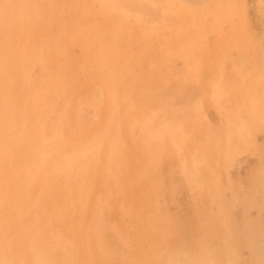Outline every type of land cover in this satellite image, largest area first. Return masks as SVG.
Returning <instances> with one entry per match:
<instances>
[{
  "label": "rangeland",
  "instance_id": "rangeland-1",
  "mask_svg": "<svg viewBox=\"0 0 264 264\" xmlns=\"http://www.w3.org/2000/svg\"><path fill=\"white\" fill-rule=\"evenodd\" d=\"M79 1L82 17L89 16L90 21L83 23L82 19L81 24L72 26L55 25L57 36L44 45L48 59L38 63L30 75V84H35L42 93L41 103L30 116L36 125L45 124L50 134L57 110L70 108L69 104L77 102L83 90L81 96L91 90L98 91L97 98L90 92V99L81 107L92 116L89 122L93 132L103 126L106 135H102L105 138L98 145L88 143L89 150L81 154L83 162L87 161L88 180L73 183L72 190H81L82 194H78L81 196L77 201L73 192L72 195L76 209L83 210V194L87 190L92 193L97 185L124 184L132 189L126 198L128 202L119 199L122 205L118 220H114L116 224L105 227L103 235L100 231L105 256L112 264H118L124 247L129 245L123 240L120 242V234L132 233L129 220L150 212L157 219L168 217V239L175 238L179 243V232L186 226L193 233L188 241L205 239L208 238L205 233L213 228V240L235 246L237 264H256L258 261L253 259L246 238L260 218L264 198V0H194L184 10L181 7L157 19L146 10L130 7L126 0L121 3L93 0L89 5L85 0ZM68 4L80 15L76 0H65L64 5ZM110 6L114 7L111 14L96 20L102 8ZM195 16H202L203 21L190 28ZM156 29L166 33L170 40L149 37V31L156 32ZM75 30L76 35L72 34ZM6 41V47H15L17 53L7 60L3 54L6 49L0 50L3 62L0 84L7 87L5 90L11 92L15 104L19 105L21 91L29 95L33 88L24 87L21 68L31 57L19 55L17 40ZM240 45L245 48V56L231 60L240 53L236 50ZM110 81L115 82L116 91L107 84ZM174 81L180 89L195 86L193 82L199 89L196 87L197 93L188 102H177L172 107L175 109L168 112L159 90ZM154 98L159 99L149 104ZM140 107L147 109L146 116L153 107L156 111L153 119L146 121L150 124L143 128L138 125V115L143 111ZM178 107L184 110L174 112ZM170 120L175 122L164 130L162 125ZM65 123L60 120L59 129ZM172 131L174 135H181L180 144L172 137ZM83 137L86 142L92 137L91 132ZM111 137L115 153L108 161L107 139ZM62 148L55 151L68 150V146ZM54 154L47 155L46 159H59ZM194 155H199L200 160L195 161ZM43 169L28 179L25 176L21 181L18 177L9 180L14 183L10 185L18 186V202L10 206V211L16 207L22 216V221L11 220L15 225L10 230L22 228L24 223L37 225L34 219L39 210L43 215L39 213L41 224L55 213L57 203L49 204V198L44 197L47 187L42 181L46 176ZM48 171V176H53ZM3 176L7 178L0 171V189L8 182L2 180ZM98 203L108 206L110 195L100 194ZM74 208L69 212L74 213ZM13 215L9 212V218ZM80 219L84 215L76 216V220ZM54 221L59 227L66 223L64 217ZM249 221L252 225L245 230ZM167 231L154 227L153 237L162 239V233ZM138 234L140 239L144 234L152 237L149 230ZM110 239L116 240L108 242Z\"/></svg>",
  "mask_w": 264,
  "mask_h": 264
},
{
  "label": "bare ground",
  "instance_id": "bare-ground-1",
  "mask_svg": "<svg viewBox=\"0 0 264 264\" xmlns=\"http://www.w3.org/2000/svg\"><path fill=\"white\" fill-rule=\"evenodd\" d=\"M92 1L85 0V4L89 5ZM110 1H119L121 3L123 0ZM126 1H128L130 7L139 8L142 11L146 10L153 15L154 19H157L170 13L172 14L181 7L184 10L194 0ZM64 4L65 0H0V50L3 47L6 49L3 54L4 59L7 58L8 60L9 56H12L13 53L16 54L17 51L15 47H6V40H17L16 43L18 45L16 46L19 48V55L24 54L27 59L31 57V61L21 67L24 72L23 85L27 90L33 87L29 95H26L24 90L23 92L21 91L22 99L19 105H17L13 100L11 92L9 94L5 90V84L4 88L0 84V171L4 172L7 176V178L3 176L2 180L8 181L6 183L4 182L6 186L0 189V264H112L110 259L103 253L104 241L100 239V231L103 235L105 227L116 224L114 220H118V212L122 205L119 199L126 203L128 202L126 198L132 193V189L126 187L124 184L122 186L121 184L117 185L113 183L106 184L105 186L97 185V187L92 189V193L89 194L87 190L83 194L85 197L84 209H76L77 198L81 196L78 194H82V192H80L81 190L77 192L75 190L73 191L72 187L74 186L72 185L73 183L78 184L81 181L85 182V180H88V172H85L87 161L83 162L84 156L82 157L81 154L89 150L87 147L88 143L98 145L101 138H105L102 135H106L103 126L102 129L93 132L94 128L90 127L91 122H89L92 120V116L86 114L84 107H81L82 104L90 99V92L93 97H98L97 90H91L85 93L84 96H81L85 91L83 90V92H80L81 94L78 98V101L81 100L80 105H78L77 101L69 104L70 108L65 107L57 110L56 119L54 120V130L50 134H48L49 130L45 124L36 125L34 120H31L30 115L38 107V104L41 103L39 100L42 97V93L37 86L36 88L34 87L35 84H30L32 82L30 75L40 65L38 63L48 59L44 51V45L48 40H54L57 36L54 30L55 25L59 26L64 24L65 26H72L77 25V23L81 24L82 19L83 23H89L90 21L88 20L89 16L82 17L81 1L76 0L77 10L79 8V14L81 16L75 13V8L73 10L70 9V4ZM112 9H114L113 6L103 7L102 12L100 11L101 13L96 20H102L101 17L107 18L111 14ZM83 12L85 14V11ZM201 18L202 16H195L190 28L197 23H202L203 20ZM242 20L244 22L246 21L245 19ZM48 23H50L49 26ZM93 24L95 25L96 22H93ZM47 26L48 28L44 30V27ZM128 27L130 29L132 28L131 25ZM76 31L72 34L76 35ZM159 32L158 29H156V32L149 31V37H153V40L169 37L164 35L166 33ZM30 40L35 41L29 42ZM93 40L95 39L93 38ZM168 40L170 39L168 38ZM244 49L242 45L239 46V49L236 48L240 53L231 57V60H238L245 56L246 51ZM75 64L76 66L79 64L76 59ZM42 65V68H44V64ZM229 66H234V64H230ZM166 67L171 69L169 65ZM2 76L3 62L0 61L1 79ZM174 82L167 84L159 90L162 99L164 98L165 100L164 107L168 112L175 109H172V107L176 106L177 102H181V104L188 102L192 99V95L197 93V88L199 89V85L196 82H193L195 86L189 85L186 89H180L176 84L177 81ZM107 84L111 85L112 91H116L115 82L110 81ZM48 85L43 86V89L47 88ZM9 89H11V86L8 87ZM158 99L154 98L148 102L149 104H155ZM235 101L233 99L231 102L234 103ZM94 103L96 104L97 102ZM132 104L134 106L136 105L133 102ZM140 108L143 111L138 115L140 124H137L141 125L139 128H143V125L150 124L146 121L148 118L153 119L152 117L156 111L153 107L151 112L146 116L144 112L147 109L144 107ZM177 109L178 111L175 110L174 112L184 110L183 107H178ZM60 120L66 122L63 124L62 129L58 127ZM174 122V120H170L168 123L163 124L162 128L166 130L170 127L169 124ZM81 124L87 126L80 129L78 126ZM89 132L92 135L90 137L92 142L90 139L85 142L83 135ZM171 134H173L172 137H176V143L180 144L181 139L179 138L181 135L179 133L174 135V131ZM112 137L107 139L109 142V149L107 150L108 161L111 160L115 153ZM63 146H68V150H63V152L55 151L63 149ZM79 151L80 153H78ZM55 152L59 155V159H46L47 155L54 154ZM193 158L195 161L200 160L199 155H194ZM42 168H44L43 170L46 174L42 178V181H44L43 184L47 187L44 197L49 198V204L52 202L57 203L54 205L56 207L55 213L51 214L48 220L46 219V223L44 218H42L44 224H41V219L38 217H41L39 213L42 215V211L39 210L38 217L34 219L37 225L33 226L32 222L30 226L24 223L22 228L10 230L9 228L15 225L11 220L17 221L19 218L22 221V216L18 213L16 207L15 210L10 211V206L12 204L16 205L15 202H18L16 191L18 186L10 185L14 183L9 180L13 177L14 179L18 177L19 181H21L23 178L25 179V176L28 179L27 177L34 176ZM48 169L52 172L53 176H48ZM201 175L202 172L199 171L198 177L201 178ZM190 176L195 178L193 173ZM72 192L76 201L73 198ZM100 194L110 195L111 204L106 206L107 208L104 207V204L100 206L98 203ZM20 197L22 198V195ZM101 207L102 210L100 209ZM71 208L75 209L74 213L69 212ZM105 208L106 210H103ZM261 209L262 213L260 214L259 220L250 228L249 237L246 238L247 245L253 254V259L258 261L256 264H264V198ZM9 212L14 214L12 218H9ZM83 215V220H76V216L80 217ZM139 215V218L133 217L129 220V228L133 232L123 235L120 234V242L123 240L124 243H129V245L124 247L120 255L121 261L118 264H237V251L235 246L233 244L225 245L218 240H213L214 237H212V234L215 233L213 228L210 232L207 231L205 233L208 238L206 237L204 239L203 237H199L197 240L193 239L188 241L189 235L190 238L193 237V233L190 231L192 229L187 226L183 227L186 232L184 230L179 232L181 238L180 242L177 243L175 238H167L169 234L167 231L169 229L168 217L165 219H157L151 216L150 212ZM62 217L66 219V223L62 227H59L54 220L56 218L61 220ZM87 217L88 220H86ZM251 222L249 221L247 223L244 228L245 230L250 224L252 225ZM255 226L257 228L254 229L253 227ZM154 227L156 230L163 228L167 231L162 233V239H155L153 237ZM32 228L36 233L32 234ZM143 230H149L152 233V237L144 234V237L140 239L138 232ZM44 231H46V234L42 233ZM183 233L185 234L182 236ZM182 237L186 238V240ZM132 239L138 240L137 243L133 242ZM115 240L110 239L108 242ZM121 245L123 246V244Z\"/></svg>",
  "mask_w": 264,
  "mask_h": 264
}]
</instances>
